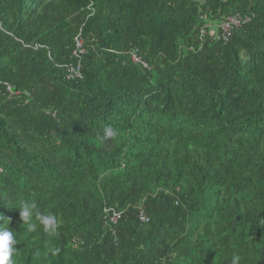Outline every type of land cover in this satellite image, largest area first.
<instances>
[{
	"label": "trees",
	"instance_id": "16d2710c",
	"mask_svg": "<svg viewBox=\"0 0 264 264\" xmlns=\"http://www.w3.org/2000/svg\"><path fill=\"white\" fill-rule=\"evenodd\" d=\"M0 216L15 264H264V0H0Z\"/></svg>",
	"mask_w": 264,
	"mask_h": 264
},
{
	"label": "clouds",
	"instance_id": "9594fccd",
	"mask_svg": "<svg viewBox=\"0 0 264 264\" xmlns=\"http://www.w3.org/2000/svg\"><path fill=\"white\" fill-rule=\"evenodd\" d=\"M117 131L111 126L106 127L104 130V136L101 139L115 137ZM19 209L20 218L23 224H27L28 231H36L38 224L34 222L38 218L41 225L47 227L50 233L54 232L59 227V221L53 214H44L37 211L36 204L29 201H21ZM0 220L3 221L0 224V264H15L13 256L16 253L17 240L15 232L9 227L10 220L0 216ZM241 257L239 254H233L231 258V264H240Z\"/></svg>",
	"mask_w": 264,
	"mask_h": 264
},
{
	"label": "built area",
	"instance_id": "2783aa9c",
	"mask_svg": "<svg viewBox=\"0 0 264 264\" xmlns=\"http://www.w3.org/2000/svg\"><path fill=\"white\" fill-rule=\"evenodd\" d=\"M88 8L90 9L91 5H89ZM236 26H238V21L235 17L227 18V20L221 24V31L223 33V36L225 37L229 33L230 27H236ZM82 45H83L82 38L80 34H78L74 38V50L71 53L74 58L78 59L84 53ZM128 57L130 59V62L133 65L139 66L142 69H147V65L140 59V57L137 55V52L135 50L130 51L128 53ZM68 73L69 75L67 76V80H72L73 78L75 79L80 78L78 66L75 68L69 69ZM7 91L10 93V89L7 88ZM119 217H120V214L111 212L110 223L115 224L116 221L119 219ZM137 217L140 223L142 224H146L148 222V219L146 218V216L144 215L141 209H139L137 213Z\"/></svg>",
	"mask_w": 264,
	"mask_h": 264
}]
</instances>
